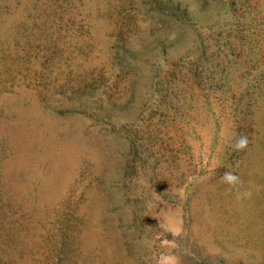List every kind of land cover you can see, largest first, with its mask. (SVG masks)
Instances as JSON below:
<instances>
[{"label": "rangeland", "instance_id": "374dc122", "mask_svg": "<svg viewBox=\"0 0 264 264\" xmlns=\"http://www.w3.org/2000/svg\"><path fill=\"white\" fill-rule=\"evenodd\" d=\"M0 264H264V0H0Z\"/></svg>", "mask_w": 264, "mask_h": 264}, {"label": "clouds", "instance_id": "9594fccd", "mask_svg": "<svg viewBox=\"0 0 264 264\" xmlns=\"http://www.w3.org/2000/svg\"><path fill=\"white\" fill-rule=\"evenodd\" d=\"M226 178H227L228 180H234V179H235V178L232 177L231 175H228Z\"/></svg>", "mask_w": 264, "mask_h": 264}]
</instances>
